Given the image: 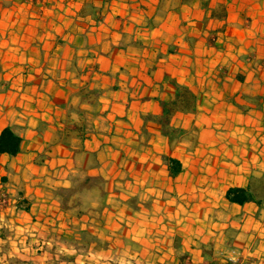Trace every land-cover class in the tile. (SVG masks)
<instances>
[{
	"label": "crops",
	"instance_id": "1",
	"mask_svg": "<svg viewBox=\"0 0 264 264\" xmlns=\"http://www.w3.org/2000/svg\"><path fill=\"white\" fill-rule=\"evenodd\" d=\"M6 127L0 264H264V0H0Z\"/></svg>",
	"mask_w": 264,
	"mask_h": 264
},
{
	"label": "built area",
	"instance_id": "2",
	"mask_svg": "<svg viewBox=\"0 0 264 264\" xmlns=\"http://www.w3.org/2000/svg\"><path fill=\"white\" fill-rule=\"evenodd\" d=\"M25 198L13 194L9 184L0 175V229H12L18 217V210L27 207ZM21 242L23 247L28 246L27 230L21 232ZM197 264V263H188ZM219 264H240L236 257H229L224 263Z\"/></svg>",
	"mask_w": 264,
	"mask_h": 264
},
{
	"label": "trees",
	"instance_id": "3",
	"mask_svg": "<svg viewBox=\"0 0 264 264\" xmlns=\"http://www.w3.org/2000/svg\"><path fill=\"white\" fill-rule=\"evenodd\" d=\"M21 137L16 134L10 127H6L0 135V153L7 152L10 154H17L20 151ZM170 173L176 175L181 171V164L175 158H168ZM227 198L230 201L237 203H244L246 201H256L259 204L262 203L260 199H257L250 188L243 187H231L227 191Z\"/></svg>",
	"mask_w": 264,
	"mask_h": 264
},
{
	"label": "rangeland",
	"instance_id": "4",
	"mask_svg": "<svg viewBox=\"0 0 264 264\" xmlns=\"http://www.w3.org/2000/svg\"><path fill=\"white\" fill-rule=\"evenodd\" d=\"M95 259L97 260V256L95 257ZM98 261V260H97ZM133 261V260H132ZM191 263L189 261H183V262H179L177 264H188ZM95 264H99V262L95 263ZM113 264H136L135 262H130V263H123L121 261H119L118 259H114ZM198 264V263H197Z\"/></svg>",
	"mask_w": 264,
	"mask_h": 264
}]
</instances>
